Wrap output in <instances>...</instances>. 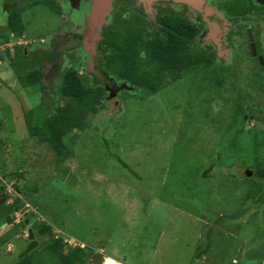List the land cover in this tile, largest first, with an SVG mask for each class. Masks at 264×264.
<instances>
[{
	"label": "rangeland",
	"instance_id": "obj_1",
	"mask_svg": "<svg viewBox=\"0 0 264 264\" xmlns=\"http://www.w3.org/2000/svg\"><path fill=\"white\" fill-rule=\"evenodd\" d=\"M24 5L29 42L62 30L49 1ZM81 12L69 6L67 13L79 19ZM12 43L0 45V53ZM42 63L44 84L58 83L62 67ZM13 71L0 59V174H29L19 192L15 179L5 185L8 203L21 198L33 222L50 224L68 245L99 246L102 259L88 264H113L106 257L119 264H262L264 183L246 170L264 158V136L236 122L246 99L241 76L218 82L199 70L154 95H106L87 128L67 137L73 156L57 163L27 134L23 113L39 94L21 88ZM22 212L14 213L17 232L0 225V235L14 234L0 249V264L12 263L10 246L26 247L31 223L21 229Z\"/></svg>",
	"mask_w": 264,
	"mask_h": 264
},
{
	"label": "trees",
	"instance_id": "obj_2",
	"mask_svg": "<svg viewBox=\"0 0 264 264\" xmlns=\"http://www.w3.org/2000/svg\"><path fill=\"white\" fill-rule=\"evenodd\" d=\"M1 2L7 9L5 23L0 25V45H3L11 34L15 41L19 40L24 35L25 26L21 19L24 7L18 6L14 0ZM160 24L162 34L143 33L145 25L139 23H133L125 32L115 33L104 66L114 77L146 96L158 93L166 83L179 81L185 75L209 67L206 57L195 48L197 34L193 25H184L183 21L170 17L163 18ZM16 50H20V54L16 52L11 60L7 58V66L12 70L15 68L13 77L21 88L37 89L39 94L36 106L23 113L28 136L53 152L57 163L71 158L73 150L66 143L67 137L84 131L89 120L105 108L106 89L72 68L62 71L58 83L51 84L46 80L44 84L41 60L44 55L39 53L32 57L23 54L21 48ZM0 59H4L2 53ZM48 60L50 56H47ZM27 174H0V225L6 224L7 228L16 229L15 232L19 226L14 223V213L20 211L23 201L16 197L8 203L9 196L3 189L15 179L13 188L19 192V183L26 180ZM31 217L34 216L28 211L30 229L38 247L21 258L13 256L11 264H88L102 259L95 250L99 246L82 242L68 245L50 224L33 222ZM13 235L9 231L0 235V249L11 243ZM41 245L43 247L39 249Z\"/></svg>",
	"mask_w": 264,
	"mask_h": 264
},
{
	"label": "flooded vegetation",
	"instance_id": "obj_3",
	"mask_svg": "<svg viewBox=\"0 0 264 264\" xmlns=\"http://www.w3.org/2000/svg\"><path fill=\"white\" fill-rule=\"evenodd\" d=\"M38 1L41 0H14L21 7L25 3L33 6ZM47 1L58 10L62 30L31 42L24 35L15 41L11 34L8 42L13 40L14 43L1 52L6 63L7 58L11 60L16 52L19 53L17 48H21L23 54L32 51L43 54L42 62L61 66L62 71L65 70L63 62L68 61L74 65L69 68L103 86L108 96L112 93L117 98L122 91L129 90L120 91L125 83L104 67L111 49L110 41L114 39L111 34L117 30L125 32L133 23L144 24L143 33L162 34L160 21L163 18L178 19L196 28L195 48L209 63L205 71H211L219 82L239 76L244 79V85L238 90L244 91L246 99L242 101L240 112L235 114L236 122H240L242 131L264 136V107L258 103L264 100V0H201L197 10L172 0H156L149 4L140 0ZM83 4L87 5L84 10ZM69 6L78 12L82 10L79 19L67 13ZM47 56H50L48 61ZM263 169L264 158L247 167L246 174L255 175L264 183V177L260 176ZM24 213L23 222L28 219V211Z\"/></svg>",
	"mask_w": 264,
	"mask_h": 264
},
{
	"label": "water",
	"instance_id": "obj_4",
	"mask_svg": "<svg viewBox=\"0 0 264 264\" xmlns=\"http://www.w3.org/2000/svg\"><path fill=\"white\" fill-rule=\"evenodd\" d=\"M140 1H143L145 4H149L150 2L156 1V0H140ZM172 1L186 4L189 7H191L192 9H195V10L199 9L200 3H201V0H172ZM6 15H7V9L5 8L4 3L0 1V18H2V20L4 22H5ZM124 88H127L128 90H131V87H129L126 84H123L119 89H120V91H122V90H124ZM111 96H114V95L111 93V94H109L108 97H111ZM260 176L264 177V169L260 172ZM19 186L20 187L23 186V182L22 181L19 183ZM21 208H24V205H21L20 209ZM24 210H25V208H24ZM27 224H28V220L25 219L23 224L21 225V229H23ZM5 226H6V224H3V227H5ZM27 235H28L27 236L28 244L26 245L24 250L17 254L16 248L13 247V246H10L8 248L7 255L10 256L11 254H17L18 258H21V257L25 256L26 254H28L29 252H31L32 250H34L35 248H37L38 247V242L34 239V235H33L31 229H27ZM58 236H60V235H58ZM42 247H43V245H41V247H39V249L42 248Z\"/></svg>",
	"mask_w": 264,
	"mask_h": 264
},
{
	"label": "clouds",
	"instance_id": "obj_5",
	"mask_svg": "<svg viewBox=\"0 0 264 264\" xmlns=\"http://www.w3.org/2000/svg\"><path fill=\"white\" fill-rule=\"evenodd\" d=\"M22 205H24V204H22ZM24 208H25V212H27L28 209H27L26 207H24ZM22 214L26 215V214L23 213V212H22ZM27 220H28V219H27ZM28 223H29V221H28ZM22 224H23V223H22ZM28 229H30V228H28ZM26 231H27V230H26ZM27 236H28V235H26V241L28 242V240H27ZM62 238H63V237H62ZM63 239H65V238H63ZM16 250H17V249H16ZM23 250H24V249H23ZM23 250H22V251H23ZM22 251H19V252H18V250H17V254L20 253V252H22ZM17 254H15V256H16Z\"/></svg>",
	"mask_w": 264,
	"mask_h": 264
},
{
	"label": "crops",
	"instance_id": "obj_6",
	"mask_svg": "<svg viewBox=\"0 0 264 264\" xmlns=\"http://www.w3.org/2000/svg\"><path fill=\"white\" fill-rule=\"evenodd\" d=\"M106 259L108 260V262H112L113 264H119V263H117V262H115L113 259H111V258H107L106 257ZM264 262V258H263V260H262V263ZM239 263V262H238ZM104 264H109V263H105L104 262ZM240 264V263H239Z\"/></svg>",
	"mask_w": 264,
	"mask_h": 264
},
{
	"label": "built area",
	"instance_id": "obj_7",
	"mask_svg": "<svg viewBox=\"0 0 264 264\" xmlns=\"http://www.w3.org/2000/svg\"><path fill=\"white\" fill-rule=\"evenodd\" d=\"M231 263H232V264H238V261L235 260V259H233ZM262 264H264V262H263Z\"/></svg>",
	"mask_w": 264,
	"mask_h": 264
}]
</instances>
